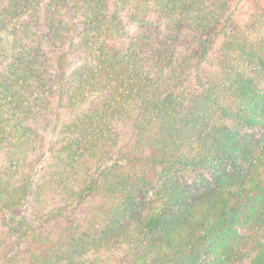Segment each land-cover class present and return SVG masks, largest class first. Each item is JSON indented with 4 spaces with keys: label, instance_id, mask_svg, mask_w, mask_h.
I'll return each instance as SVG.
<instances>
[{
    "label": "trees",
    "instance_id": "1",
    "mask_svg": "<svg viewBox=\"0 0 264 264\" xmlns=\"http://www.w3.org/2000/svg\"><path fill=\"white\" fill-rule=\"evenodd\" d=\"M264 0H0V264H264Z\"/></svg>",
    "mask_w": 264,
    "mask_h": 264
},
{
    "label": "rangeland",
    "instance_id": "2",
    "mask_svg": "<svg viewBox=\"0 0 264 264\" xmlns=\"http://www.w3.org/2000/svg\"><path fill=\"white\" fill-rule=\"evenodd\" d=\"M244 133L249 134L250 136L255 137V138H257V136H261L262 139H264V135L258 131H253L250 129H244Z\"/></svg>",
    "mask_w": 264,
    "mask_h": 264
}]
</instances>
